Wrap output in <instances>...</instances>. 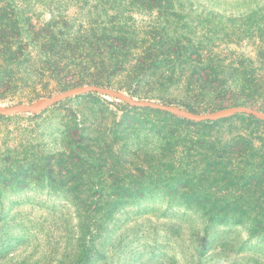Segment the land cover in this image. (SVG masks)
<instances>
[{"label": "rangeland", "instance_id": "374dc122", "mask_svg": "<svg viewBox=\"0 0 264 264\" xmlns=\"http://www.w3.org/2000/svg\"><path fill=\"white\" fill-rule=\"evenodd\" d=\"M122 1L30 0L33 18H17L19 33L30 42L51 32L71 35L87 51L98 45L93 37H106V52H111L131 49L120 43L128 20L129 26L154 38L152 46H135L138 50L178 51L170 62L164 56L157 60V67L173 70L172 75H147L133 98L122 89L138 101L207 114L240 103L211 102L203 92L193 93L191 84L205 74L237 85L252 80L245 70L255 69L254 80L264 85V0H179L189 18H146L142 12H132L133 18H108L107 11ZM104 5L106 18H94ZM50 7L65 8L72 18H51ZM106 81L120 92L124 79L117 75ZM73 87L25 79L14 91L0 89V107L31 104ZM111 100L89 93L48 108L38 120L26 114L6 116L15 118L2 122L4 141H24L45 152L60 149L59 130L82 128L85 136L75 138L83 148L106 151L105 174L100 158L86 167L91 181L102 180L106 189L67 194L38 183L22 190L0 188V264H264V184L243 171L241 162H252L246 145L235 144L234 153L215 154L221 156L217 163L210 162V154L158 150L170 137H186L181 132L185 126L173 127L163 114L136 108L130 114L136 129L119 133L122 114ZM201 100L205 104L192 103ZM260 108L264 98L254 107ZM218 124L211 132L190 131L194 136L210 134L217 143L238 136L259 140L256 144L264 150V123L239 115ZM232 172L243 175L228 182ZM98 197L106 198V205L95 201ZM209 212L243 216L217 223L206 217Z\"/></svg>", "mask_w": 264, "mask_h": 264}, {"label": "trees", "instance_id": "16d2710c", "mask_svg": "<svg viewBox=\"0 0 264 264\" xmlns=\"http://www.w3.org/2000/svg\"><path fill=\"white\" fill-rule=\"evenodd\" d=\"M34 3L31 4L30 0H0V89L14 91L21 84V81L31 78L58 81L64 87H69L73 83L75 86L96 85L110 88L106 78L118 75L124 79L122 87L118 90L121 92L122 89H125L126 93L133 98L140 89L139 85L142 83L140 81L147 75L149 77L172 75L173 70H161L157 67V60L164 56L166 57L165 61L170 62L174 53H178V51L169 50V54H162L151 48L138 50L135 46H152L154 38L145 32H138L134 29L135 27L129 26L128 20L124 21L126 24L125 29L128 31L120 38V43L126 47H131V49L106 52V37L104 39L93 37L98 45L87 51L81 48L84 45V43H81L82 40L73 38L71 35L53 34L52 32L32 39L33 42H30L21 37L17 18H33L31 9ZM66 11L65 8L63 10L59 7L49 8L51 18H72ZM132 12H142L146 15V18H189L185 14V8L179 4V0H130V2L123 0L122 5L110 8L107 11L108 18H133L131 16ZM94 18H106V5L96 13ZM51 27L52 29L55 28V26ZM166 41L171 42L172 39ZM100 46L105 48L101 49ZM194 53L199 60L201 54L198 50ZM185 56L184 58L192 61ZM245 71L252 80L237 85H226L217 81L216 75L205 74L201 79L194 81L190 87L193 93L203 92L206 94L208 101L220 102L224 99H230L240 103L237 106L254 109L255 105L264 98V85L259 83L258 80H254L257 79L252 74L253 71H256L255 69ZM210 77L216 78L215 82L209 80ZM244 77L246 78L247 75L244 74ZM131 90H133L132 93ZM111 103L122 114L121 132L119 133H132L136 128L134 124L132 125L130 114L136 108H131L115 99H112ZM192 103L194 105L205 104L203 100ZM184 108L189 112L197 113V111L187 106ZM47 109L36 114H30L27 117L28 119L38 120ZM222 109L225 108L221 107L217 111ZM258 110L264 112L263 108ZM152 111L156 115L163 114L166 116L165 118L172 123L173 127L185 126L184 131L181 132L189 134L186 137L181 136L180 139L168 138L169 140L161 143L164 148L159 147L158 150H169L174 155L181 151L182 153L190 151L197 154H210L214 155L209 158L210 162L217 163L216 161L221 159V156L217 157L215 154L224 151L234 153L236 151L235 144L242 143L246 145V153L252 156L251 164L247 160L241 162L244 167L243 171L252 175V178H255L257 182L260 181L264 184V150L261 145L257 146L256 143H261L259 140H250L238 136L235 140L217 143L211 140L210 134L200 135L195 133L194 136L190 129H201L204 133L211 132L218 127L219 122L197 124L159 111ZM240 117L260 122L252 116L240 115ZM11 118H15V116H0V129L2 128V122ZM84 132L77 125L72 128V131L59 130L61 146L56 152H45V150L32 147L24 141L9 145L6 142L7 140L4 141V135L0 133V188L22 190L28 184L38 183L41 187L52 192L67 194L82 190L100 191L99 187L106 189L102 180H98L97 183L91 181L88 175L90 170L86 168L94 157L97 160L100 158L101 163H103L101 170L105 174L106 151L98 149V152H94L89 148H83L81 146L82 141L77 140L75 137L78 138V134L84 137ZM84 140L86 142L90 141L88 139ZM257 154L259 156H256ZM206 164H209V162ZM242 175L243 173L232 172L229 178L226 179L229 182V179H238ZM83 177L89 179L85 181ZM80 183H84L83 186ZM94 199L99 204L106 205V198L98 197ZM205 215L208 219L216 220L217 223H225L229 221V218L236 219L241 215L243 216V214L229 215L218 212H209Z\"/></svg>", "mask_w": 264, "mask_h": 264}, {"label": "water", "instance_id": "95a60500", "mask_svg": "<svg viewBox=\"0 0 264 264\" xmlns=\"http://www.w3.org/2000/svg\"><path fill=\"white\" fill-rule=\"evenodd\" d=\"M89 93L115 99L123 102L131 108L155 110L197 124L220 122L239 115L252 116L256 120L264 123V112L246 106L230 107L207 114H200L189 112L172 105H162L155 102L134 100L114 89L96 85L73 87L56 97L43 98L31 104H18L5 109L0 107V116L36 114L69 98Z\"/></svg>", "mask_w": 264, "mask_h": 264}]
</instances>
